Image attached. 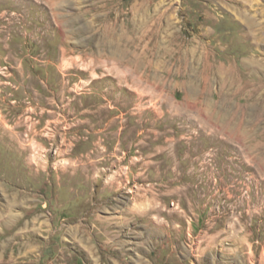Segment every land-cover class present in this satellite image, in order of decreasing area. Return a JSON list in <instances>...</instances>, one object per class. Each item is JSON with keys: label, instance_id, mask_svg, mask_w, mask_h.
I'll return each instance as SVG.
<instances>
[{"label": "rangeland", "instance_id": "obj_1", "mask_svg": "<svg viewBox=\"0 0 264 264\" xmlns=\"http://www.w3.org/2000/svg\"><path fill=\"white\" fill-rule=\"evenodd\" d=\"M0 264H264V0H0Z\"/></svg>", "mask_w": 264, "mask_h": 264}, {"label": "bare ground", "instance_id": "obj_2", "mask_svg": "<svg viewBox=\"0 0 264 264\" xmlns=\"http://www.w3.org/2000/svg\"><path fill=\"white\" fill-rule=\"evenodd\" d=\"M140 8V7H139ZM160 29L162 30V29H165V26H161L160 27ZM131 31H129L128 33H130ZM129 40H128V44H127V48H137L139 45H142V42L140 41V37H138V38H133V40H132V38L130 37V38H128ZM131 40H132V42H131ZM119 46V45H118ZM121 48V47H120ZM120 48H118L117 47V50H119V51H123V50H121ZM126 51V50H125ZM128 51V50H127ZM124 52V51H123ZM127 53H129V52H127ZM121 54V53H120ZM142 56L143 55H140V53H138V52H136L134 49L131 51V53H130V57H131V61L132 62H134L136 65H139V64H141V59H142ZM143 58H144V56H143ZM84 236V235H83ZM82 236V237H83ZM82 239L80 238V240L79 241H81ZM82 242V241H81ZM91 254L93 255L94 254V252H92L91 251Z\"/></svg>", "mask_w": 264, "mask_h": 264}]
</instances>
